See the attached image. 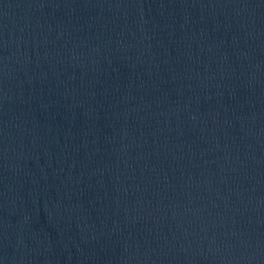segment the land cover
<instances>
[{
  "label": "water",
  "instance_id": "obj_1",
  "mask_svg": "<svg viewBox=\"0 0 264 264\" xmlns=\"http://www.w3.org/2000/svg\"><path fill=\"white\" fill-rule=\"evenodd\" d=\"M0 264H264V0H0Z\"/></svg>",
  "mask_w": 264,
  "mask_h": 264
}]
</instances>
